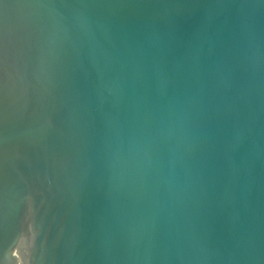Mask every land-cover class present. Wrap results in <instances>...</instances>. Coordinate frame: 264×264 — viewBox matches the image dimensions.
Segmentation results:
<instances>
[{
	"label": "water",
	"instance_id": "water-1",
	"mask_svg": "<svg viewBox=\"0 0 264 264\" xmlns=\"http://www.w3.org/2000/svg\"><path fill=\"white\" fill-rule=\"evenodd\" d=\"M0 264H264V0H0Z\"/></svg>",
	"mask_w": 264,
	"mask_h": 264
}]
</instances>
